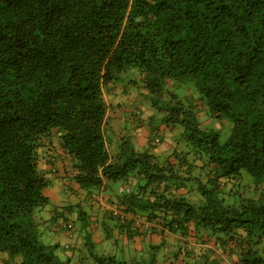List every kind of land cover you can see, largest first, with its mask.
Listing matches in <instances>:
<instances>
[{
	"label": "trees",
	"instance_id": "trees-1",
	"mask_svg": "<svg viewBox=\"0 0 264 264\" xmlns=\"http://www.w3.org/2000/svg\"><path fill=\"white\" fill-rule=\"evenodd\" d=\"M136 70L164 122L182 131L186 147L173 156L109 134V96L129 99L125 79ZM169 82L196 93H170ZM200 113L231 122L225 143ZM58 162L74 167L91 196L128 183L112 214L124 213L115 217L130 235L143 233L142 223L182 237L194 228L204 244L215 241L194 251V264H222L219 244L236 264H264V0H0V255L8 264H73L59 244L41 241L35 222L51 204Z\"/></svg>",
	"mask_w": 264,
	"mask_h": 264
},
{
	"label": "rangeland",
	"instance_id": "rangeland-1",
	"mask_svg": "<svg viewBox=\"0 0 264 264\" xmlns=\"http://www.w3.org/2000/svg\"><path fill=\"white\" fill-rule=\"evenodd\" d=\"M131 80H134L138 82L136 85H131ZM126 83L124 85L129 86L130 91L128 93L131 94L129 97V101H131L129 104H126L125 109H117V105L114 103L115 101H120V99H123L124 96L123 93L119 96H111V101L113 105V115L109 121V134H114L116 132L117 136L121 138L128 137L132 140L135 136H138V134L143 131H159L163 132L165 130L167 137H163L164 142L162 145H159L157 148H151V146H148V150H151V152H160L165 151V154L162 158H165L166 156H173L175 150L177 149L178 145L180 149L186 147V141L184 140V137L182 136L181 129H173L170 124H167L164 122V118L167 115L166 111H159L157 107L154 105V102H152V99L148 96V91L145 89V85L142 84L143 82V75L140 71H133L131 72V79H125ZM131 85V86H130ZM180 88V91L182 94H190V93H196L195 89L193 88V91L190 92L192 89L188 85H181L177 84V87L173 85L171 82L168 84V90L170 93L176 92ZM183 89V90H182ZM166 98H163L162 104L166 108L169 106V100L170 96H165ZM115 107V108H114ZM198 119L202 125V127L207 129H213L220 133V142L225 143L230 135L232 130V124L228 121H220L218 119H214L208 114H199ZM149 134L148 141H151V139H154L157 137L156 135ZM172 135V136H171ZM166 136V135H165ZM151 138V139H150ZM133 144H135L133 142ZM138 148H141L139 145ZM248 176V175H247ZM72 179V178H71ZM251 177H247L248 181H251ZM51 180L53 181L51 186L47 190H50V201L51 204L44 207L39 208L36 210L35 222L40 224L39 232L41 235V241L45 244H59L60 247L58 249V254L61 255V257H64L65 254L62 251V248L69 249V246L71 243L75 245V241H72L73 239L69 236H66L65 234H61L57 231L58 226L57 223H59L58 216L60 217L61 213H58V211L64 210L65 207L71 206V205H78L81 207V209L86 213V217L83 220L76 221L78 230L80 234H82L84 246L82 247L84 249L83 256L87 259V262L81 263L78 258L73 259V264H96L95 260H97V264H158L159 259L161 256H158V252L156 250H152L148 248V251L145 253H138L135 256L131 255L128 256V247H124L121 243L117 245L115 251L111 252L103 250L104 245L99 244L100 241H97V231L93 229V227L96 225H100V229L103 232L102 223L106 224H118L120 223V220L114 219V220H108L104 219L105 216L101 217V223L94 222L93 213L90 208V203L88 202L89 198L84 197L85 199L83 201L78 199L76 195H68V189L72 188L71 185H60L58 181H54V176L51 177ZM74 181V180H73ZM75 182V181H74ZM54 185V186H53ZM109 186L116 192L120 197L123 196L124 193L120 192V188L122 187L121 183L119 182H111ZM109 188V187H108ZM107 188L108 194H111V190ZM94 192H97L99 194L104 193V190H95ZM56 196V197H55ZM114 198H117L115 193L113 194ZM192 199L193 200H203V196L199 192H193L192 193ZM80 210V209H77ZM104 219V220H103ZM114 227V226H113ZM145 228V226H144ZM65 233V232H63ZM69 235V234H68ZM71 236V235H70ZM58 241V243H55ZM68 241V242H67ZM63 242H67L66 245H62ZM214 242V240H213ZM123 243V242H122ZM113 248V246H110ZM68 253L71 251L66 250ZM114 250V249H113ZM66 252V254H67ZM111 253V254H109ZM92 254L95 256L93 257ZM71 255V253L69 254ZM169 256L174 255L173 253L168 254ZM158 256V258H157ZM104 260V262H102ZM99 262V263H98Z\"/></svg>",
	"mask_w": 264,
	"mask_h": 264
},
{
	"label": "crops",
	"instance_id": "crops-1",
	"mask_svg": "<svg viewBox=\"0 0 264 264\" xmlns=\"http://www.w3.org/2000/svg\"><path fill=\"white\" fill-rule=\"evenodd\" d=\"M111 96H119V95H111ZM111 96H109V102H110L109 118L110 119L113 115L112 111L114 110L113 109L114 104H112ZM125 97L126 96H124L123 99H120V101L114 102L117 105L116 107L117 109H125L126 104H129L130 102L129 99ZM113 133H114L112 134L113 136L118 137L116 132L113 131ZM150 133L151 134L154 133V136L156 135V136H161V138L166 137L169 139V137H167L165 130L163 132H159V131L154 132L153 130L145 131V132L141 131L138 134V136H135L133 138V142L137 144L138 146L140 145L141 146L140 149L142 151L148 150V146L150 145V142H151V141H148ZM114 145H118L117 139ZM60 148H61L60 141L57 138H54L52 144L50 145V149H52L55 152H59ZM47 149L45 148L43 159H42V164L44 165L43 168L46 170L49 169V166H46L48 165V163L45 160V158L47 159L48 152L51 151L50 149L49 151ZM156 153L164 154L165 151H160ZM65 163L67 162H58L57 164L58 171H57L56 176L54 177L55 178L54 181H58L60 185H65V186L71 185L72 188L68 189L69 190L67 192L68 195H76L77 198L78 199L80 198L81 201L85 199L84 197L89 198L88 202L90 203V208L93 213L92 219L94 220V222L101 223L100 219L102 216H105L104 219H108V220L117 219L115 216H113L112 211L114 207H117L116 204H118L117 201L119 202L120 196L109 186L110 182L106 183L104 186L98 189V190H104L105 191L104 193L99 194L97 192H94V194H92L91 196L89 195V193H87V191L82 190L80 186L76 182L73 181V177L75 175V169L72 166L66 168V166L64 165ZM121 185H122V187L120 188L121 193L123 190H128V183L122 182ZM107 188L111 190L110 192L111 194H108V192L106 191ZM50 190L46 191V194L49 198H50ZM114 193L117 196V198H114L113 196ZM77 209H80V210H77ZM58 213H61V214H60V217L58 216V219L60 222L57 223V226H58L57 231L58 232L60 231L59 233L65 234L66 236H69L70 238H72L73 239L72 241H75V245L73 243L68 245L69 249H66L64 247L62 248L63 250L66 249L68 251H71L70 252L71 255H69L70 253H68L67 251H63L64 254H66L67 252L65 257H70L72 262H74L72 257H74L75 259L78 258V260L81 263L87 262V259L83 256L84 249L82 248L85 244L82 241L83 237H82V234H80L77 223H76V221L78 220H83L86 217V213L78 205H71V206L65 207L64 210L58 211ZM70 222L74 223L75 225V230L73 234H70L68 232V229L66 228V225ZM146 224L147 223L141 224V230L143 231V233H140V234L134 233V235H130L127 233V231H125L124 229H121V226H119V223L116 225L115 224L110 225V224H106L103 222L102 223L103 225L102 228L104 229L103 232L101 231L102 229L99 228L100 225H98L99 227L98 226L96 227L95 225L93 229L97 231V237H96L97 241H100L99 244L104 245L103 250L105 251L111 250V252H113L116 249L114 247H117V245L121 243L124 247H128L127 248L129 251L128 256H131V255L135 256L136 254L138 255V253L147 252L148 248L151 249L152 247H156L158 256L159 257L161 256V258L158 260L159 261L158 264H172V263L174 264V262L178 264H194L195 258L193 257H196L195 254H197L199 251L200 252L205 251L207 247L213 246V243H215L214 241L213 243L211 242V245H208L207 243L204 244L203 241L208 242L209 239L207 238L206 240L205 236L202 237V239H197L195 237L194 228H191L192 233L190 236L182 237L179 235H172L168 232L159 233L151 229L144 228ZM67 242H63L62 245L63 246L66 245ZM55 243H58V241L54 242V244ZM110 246H113V248H111ZM235 246L236 244H234L233 241L229 243L230 250L231 248ZM217 247H219L220 250L217 251L216 256L217 257L219 256L220 258H222L221 259L222 264H236L237 263L236 259L234 258L237 255L236 253L235 254L233 253L231 256H229L230 253H228L227 248H223V245L221 244L217 245ZM196 250H197V253L194 252ZM171 253H173L174 255L169 256L168 254H171ZM176 253H180L178 259L175 257ZM92 256L95 257L93 254ZM7 259L8 258L5 255H0V264H8ZM95 262L97 264V260H95ZM102 262L104 261L102 260Z\"/></svg>",
	"mask_w": 264,
	"mask_h": 264
},
{
	"label": "built area",
	"instance_id": "built-area-1",
	"mask_svg": "<svg viewBox=\"0 0 264 264\" xmlns=\"http://www.w3.org/2000/svg\"><path fill=\"white\" fill-rule=\"evenodd\" d=\"M155 142H156V143H159L160 141H159V139H156ZM114 215H115V216H119V215H120L122 218L125 217L124 213L121 212V211H115V212H114ZM69 227L72 228V225H69ZM149 227H151V225H150L149 223L145 225V228L148 229Z\"/></svg>",
	"mask_w": 264,
	"mask_h": 264
},
{
	"label": "clouds",
	"instance_id": "clouds-1",
	"mask_svg": "<svg viewBox=\"0 0 264 264\" xmlns=\"http://www.w3.org/2000/svg\"><path fill=\"white\" fill-rule=\"evenodd\" d=\"M156 139H159L160 142H159L158 144H161L160 136H157V137L155 138L154 141H156ZM69 225H72V224L68 223V224L66 225V228L68 229V232H69L70 234H73V233H74V230H75V229H73L74 226L72 225V228H70Z\"/></svg>",
	"mask_w": 264,
	"mask_h": 264
}]
</instances>
